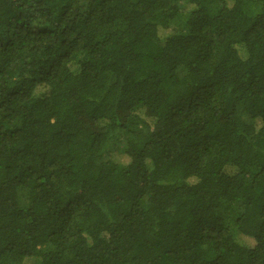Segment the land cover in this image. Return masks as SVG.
<instances>
[{
  "label": "trees",
  "instance_id": "1",
  "mask_svg": "<svg viewBox=\"0 0 264 264\" xmlns=\"http://www.w3.org/2000/svg\"><path fill=\"white\" fill-rule=\"evenodd\" d=\"M0 264H264V0H0Z\"/></svg>",
  "mask_w": 264,
  "mask_h": 264
},
{
  "label": "rangeland",
  "instance_id": "2",
  "mask_svg": "<svg viewBox=\"0 0 264 264\" xmlns=\"http://www.w3.org/2000/svg\"><path fill=\"white\" fill-rule=\"evenodd\" d=\"M249 2H253L254 0H248ZM218 5V8H220V4H217ZM250 8H251V10L252 11H257V9L255 8V7H253L252 5L250 6ZM216 10V8L215 9H212L211 10V13L212 12H214ZM218 11V10H217ZM216 11V12H217ZM115 140H116V142H117V139H113L112 141H111V144H113L114 142H115ZM120 141V140H119ZM122 141H120L117 145H115L113 148H111L108 152H106V154H108L107 156H109L110 155V157H112L113 159H115V160H120V159H122L121 157H122Z\"/></svg>",
  "mask_w": 264,
  "mask_h": 264
}]
</instances>
